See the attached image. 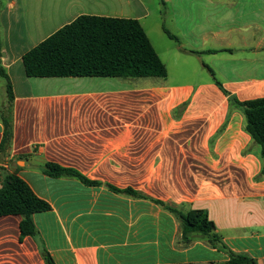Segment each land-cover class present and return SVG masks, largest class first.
<instances>
[{
    "label": "crops",
    "instance_id": "1",
    "mask_svg": "<svg viewBox=\"0 0 264 264\" xmlns=\"http://www.w3.org/2000/svg\"><path fill=\"white\" fill-rule=\"evenodd\" d=\"M83 15L138 20L167 77L29 78L23 56ZM0 34L15 97L0 168L51 205L36 237L0 217V264H46L43 249L56 264H264L262 161L230 103L264 98V0H0ZM158 202L207 211L226 248L186 246Z\"/></svg>",
    "mask_w": 264,
    "mask_h": 264
},
{
    "label": "trees",
    "instance_id": "2",
    "mask_svg": "<svg viewBox=\"0 0 264 264\" xmlns=\"http://www.w3.org/2000/svg\"><path fill=\"white\" fill-rule=\"evenodd\" d=\"M165 32L171 39L178 40L167 30ZM2 55L3 42L0 34V79L5 81L7 90V102L0 107L4 127L0 160L6 157L12 144V106L15 99L11 80L2 66ZM22 60L29 78H166L168 74L144 28L135 19L80 16L28 51ZM216 83L229 95L221 83ZM230 103L245 116V131L258 148L262 161L261 175H264V98L240 102L230 96ZM45 171L54 178L71 176L88 185L96 184L78 172L56 164H46ZM127 193L137 196L132 190ZM158 204L180 220L182 242L186 246L199 238L206 240L214 248H226L207 211L191 210L183 213L174 206L162 202ZM50 210L51 205L39 198L16 172L0 168V217H22V237H36L38 230L34 215ZM42 253L46 264H56L46 249ZM229 255L227 264H259L248 254L229 252Z\"/></svg>",
    "mask_w": 264,
    "mask_h": 264
},
{
    "label": "rangeland",
    "instance_id": "3",
    "mask_svg": "<svg viewBox=\"0 0 264 264\" xmlns=\"http://www.w3.org/2000/svg\"><path fill=\"white\" fill-rule=\"evenodd\" d=\"M157 1V0H156Z\"/></svg>",
    "mask_w": 264,
    "mask_h": 264
}]
</instances>
